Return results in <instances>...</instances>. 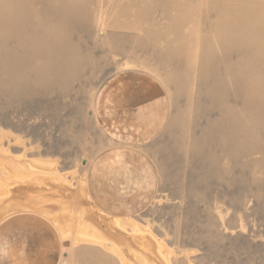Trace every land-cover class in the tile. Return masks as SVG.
Returning <instances> with one entry per match:
<instances>
[{
	"label": "bare ground",
	"instance_id": "1",
	"mask_svg": "<svg viewBox=\"0 0 264 264\" xmlns=\"http://www.w3.org/2000/svg\"><path fill=\"white\" fill-rule=\"evenodd\" d=\"M0 264H264V0H0Z\"/></svg>",
	"mask_w": 264,
	"mask_h": 264
},
{
	"label": "rangeland",
	"instance_id": "2",
	"mask_svg": "<svg viewBox=\"0 0 264 264\" xmlns=\"http://www.w3.org/2000/svg\"><path fill=\"white\" fill-rule=\"evenodd\" d=\"M88 47H90V46H88ZM90 48H92V47H90ZM92 49H93V48H92ZM94 49H95V48H94ZM94 49H93V50H94ZM88 50H90V49H88ZM93 50H91L90 52H93V54H95V53H96V54H97V53H98V54H100V52H99V51H98V52H96V51H97V49H96V50H94L95 52H94ZM96 54H95V56H96ZM100 55H101V54H100ZM99 61H101V59H100ZM99 61H97V62H99ZM102 61H103V60H102ZM108 63H110V62L108 61Z\"/></svg>",
	"mask_w": 264,
	"mask_h": 264
}]
</instances>
